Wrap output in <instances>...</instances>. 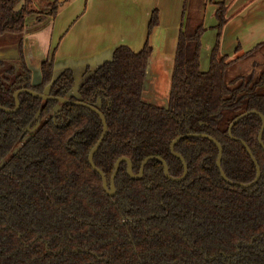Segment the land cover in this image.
I'll use <instances>...</instances> for the list:
<instances>
[{
	"label": "trees",
	"instance_id": "obj_1",
	"mask_svg": "<svg viewBox=\"0 0 264 264\" xmlns=\"http://www.w3.org/2000/svg\"><path fill=\"white\" fill-rule=\"evenodd\" d=\"M47 1L48 13L28 29L32 0H0V39L40 30L54 19L62 5ZM217 6V38L204 72L200 3L184 2L167 107L143 99L148 42L138 52L119 46L110 61L87 71L77 89L80 101L97 107L108 127L94 164L108 185L120 157L131 161L134 174L146 157H162L178 178L183 164L171 153L172 141L206 134L221 144L222 170L232 182L256 177L246 143L261 171L258 182L248 188L225 182L216 145L190 137L174 148L188 167L184 180L166 178L158 160L134 179L122 162L110 197L88 161L103 132L100 117L80 105L21 93L15 113L0 110V264H264L262 121L248 114L230 129L244 113L264 115V64L239 72L264 43L235 59L222 55L226 6ZM158 23L154 9L149 33ZM18 45L17 57H0V106L14 109L17 90L44 93L48 86L51 96L78 100L69 96L71 69L53 80V54L41 64V83L32 85L20 40Z\"/></svg>",
	"mask_w": 264,
	"mask_h": 264
},
{
	"label": "crops",
	"instance_id": "obj_2",
	"mask_svg": "<svg viewBox=\"0 0 264 264\" xmlns=\"http://www.w3.org/2000/svg\"><path fill=\"white\" fill-rule=\"evenodd\" d=\"M200 3L205 32L201 37L200 70L207 71L216 42V10L226 6L227 22L220 36V52L230 60L264 43V0H189ZM23 3V0H21ZM61 8L43 28L0 40V57H16L21 41L23 58L32 85L42 81L41 63L53 54V79L71 69L75 85L87 71L110 61L114 50L127 46L140 51L146 42L152 48L146 70L143 99L167 107L175 51L185 0H59ZM159 23L149 33L153 10ZM264 45V44H263ZM239 50L236 51V48ZM264 47L255 50L258 52ZM253 55V54H252ZM251 55V56H252ZM246 62L240 66L245 65ZM253 64V62L251 63ZM250 64V65H251ZM264 64V63H262ZM70 96L80 98L74 87Z\"/></svg>",
	"mask_w": 264,
	"mask_h": 264
},
{
	"label": "water",
	"instance_id": "obj_3",
	"mask_svg": "<svg viewBox=\"0 0 264 264\" xmlns=\"http://www.w3.org/2000/svg\"><path fill=\"white\" fill-rule=\"evenodd\" d=\"M17 57V56H16ZM54 80V79H53ZM78 86L79 85H75V88L78 89ZM50 92V86H48L45 90L44 93H38V92H35L33 90H30V89H20V90H17L14 92V100H15V107L14 109H8V108H5V107H2L0 106V110L6 112V113H15L19 107H20V101L18 99V96L19 94L21 93H28L34 97H37V98H41V99H44V100H47V99H50V100H55V101H58V102H61V103H71V104H75V105H80V106H83V107H86L90 110H92L93 112H95L101 119L102 121V124H103V132H102V135L101 137L99 138L98 142L95 144V146L90 150L89 152V155H88V161H89V164L90 166L92 167L93 170H95L101 177V180H102V185H103V189L105 191V193L112 197L115 195L116 193V188H115V176L118 172V169H119V166L122 162H126L127 164V173L128 175L131 177V178H134V179H140L142 176H143V173H144V169H145V166L146 164L150 161V160H158L160 161L162 164H163V173H164V176L170 180H173V181H182L186 178L187 176V173H188V167L185 163V160L184 158L182 157V155H180L179 153H176L174 148H175V145L182 139H185V138H190V137H201V138H206V139H209L210 141H212L216 147L218 148V158H217V161H216V164H217V167L220 171V174H221V177L223 178V180L229 184H235V185H238V186H244V187H251L253 186L254 184H256L260 178V175H261V171H260V168H259V165H258V162L257 160L255 159V157L253 156L251 150L249 149V147L246 145V143L242 142V144L244 145V147L246 148V151L248 152V154L250 155L255 167H256V177L255 179L251 182V183H248V184H243V183H238V182H232L230 181L227 176L225 175L224 171L222 170V166H221V159H222V153H223V149H222V146L221 144L216 140L214 139L213 137L209 136V135H206V134H194V133H190V134H186V135H180L178 137H176L171 145H170V150H171V153L179 158L183 164V174L178 177V178H174L172 177L170 174H169V170H168V165L166 163V161L162 158V157H158V156H148L146 157L141 165H140V169H139V172L137 174H134L132 172V163L131 161L126 158V157H120L116 162H115V165H114V171L112 173V176L110 178V183L108 185V182H107V178L106 176L104 175V173L98 169L95 164H94V155L95 153L97 152L99 146L101 145L106 133H107V130H108V127H107V123H106V120L104 118V115L100 112V110L95 107V106H92V105H88V104H85L83 103L82 101H72L70 100L68 97H65V98H60V97H54V96H51L49 94ZM248 114H255L257 116L260 117L261 121H262V125H261V129H260V132H259V135H258V141H259V144L260 146L264 149V144H263V141H262V135H263V131H264V115H262L260 112L256 111V110H252L250 112H247V113H244L242 115H240L237 119H235L232 124L230 125V129L232 126H234L236 123H238L242 118H244L245 116H247ZM38 124H36L32 129H26L27 131L28 130H34L36 127H37ZM229 135L231 136V132L229 131Z\"/></svg>",
	"mask_w": 264,
	"mask_h": 264
},
{
	"label": "rangeland",
	"instance_id": "obj_4",
	"mask_svg": "<svg viewBox=\"0 0 264 264\" xmlns=\"http://www.w3.org/2000/svg\"><path fill=\"white\" fill-rule=\"evenodd\" d=\"M32 2L33 3L31 5V9L35 13L33 16H31V18L27 19V23L28 24L30 23L29 25H27L28 29H31L33 27V24H35V20L38 16H42V15L44 16L49 11V7H47L49 2L47 0H32ZM252 62H256L257 64L264 63V49L253 53V55L249 57L248 60H246L245 65H242L240 67L239 72H248L250 68V64ZM169 89H170V86H169Z\"/></svg>",
	"mask_w": 264,
	"mask_h": 264
},
{
	"label": "flooded vegetation",
	"instance_id": "obj_5",
	"mask_svg": "<svg viewBox=\"0 0 264 264\" xmlns=\"http://www.w3.org/2000/svg\"><path fill=\"white\" fill-rule=\"evenodd\" d=\"M41 64H42V63H41ZM40 68H41V67H40ZM31 82H32V81H31ZM80 84H81V83H80ZM80 84H79V85H80ZM71 91H72V90H71ZM77 91H78V90H77ZM78 94H79V93H78ZM69 96H70V95H69ZM77 99H78L77 101H80V98H77Z\"/></svg>",
	"mask_w": 264,
	"mask_h": 264
}]
</instances>
